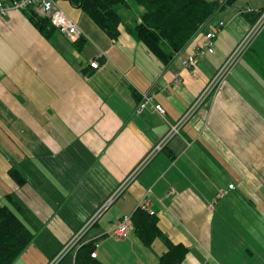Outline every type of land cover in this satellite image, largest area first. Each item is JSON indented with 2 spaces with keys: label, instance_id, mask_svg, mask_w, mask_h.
I'll return each instance as SVG.
<instances>
[{
  "label": "crops",
  "instance_id": "1",
  "mask_svg": "<svg viewBox=\"0 0 264 264\" xmlns=\"http://www.w3.org/2000/svg\"><path fill=\"white\" fill-rule=\"evenodd\" d=\"M54 1L81 30L78 45L56 29L45 38L23 10L0 14V204L34 234L12 264H48L61 252L187 111L250 24L242 10L264 7L234 0L205 27L224 22L213 52L195 54L199 31L165 64L124 24L111 38L79 6ZM147 90L163 116L135 112ZM179 133L80 239L97 243L102 264H159L175 245L178 264H264V28ZM137 208L154 211L160 235L144 242L131 220L116 237L117 219ZM75 251L60 264H76Z\"/></svg>",
  "mask_w": 264,
  "mask_h": 264
},
{
  "label": "trees",
  "instance_id": "2",
  "mask_svg": "<svg viewBox=\"0 0 264 264\" xmlns=\"http://www.w3.org/2000/svg\"><path fill=\"white\" fill-rule=\"evenodd\" d=\"M79 6L109 37L116 38L119 25L142 42L161 62L171 61L173 54L205 27L215 13L234 0H69ZM28 20L49 37L55 28L48 18L32 7L23 9ZM258 13H244L249 22ZM80 39L75 43L78 45ZM17 182L22 178L10 170ZM17 203L14 201L13 206ZM138 236L145 242L149 236L160 235L155 221L143 209L131 215ZM34 234L19 219L14 209L0 204V264H12L33 240ZM91 240L85 241L75 251L76 264H102L92 256ZM169 255L159 264H178L184 253L179 245L172 246ZM60 264V262L54 263Z\"/></svg>",
  "mask_w": 264,
  "mask_h": 264
},
{
  "label": "built area",
  "instance_id": "3",
  "mask_svg": "<svg viewBox=\"0 0 264 264\" xmlns=\"http://www.w3.org/2000/svg\"><path fill=\"white\" fill-rule=\"evenodd\" d=\"M26 7H32L35 9L40 15L48 18L51 25L65 35L70 41L76 42L81 36L82 32L78 28L77 24L68 17L65 12L56 4L54 0H0V14H6L10 10H22ZM249 12L258 13V17L250 26L251 28L246 31V33L236 42L235 46L231 51L225 56L217 70L211 77V79L206 83V85L200 90L197 94L190 107L186 111V113L175 123L170 124L166 133L163 135L162 139L157 142V144L153 147V149L145 155L142 161L131 171V173L127 176V178L121 183L119 188L111 194L107 199H105L88 217L84 225L67 241L61 252L57 255L56 259H54L52 264L57 263L60 260V257L64 255V253L69 250V248H78L79 245L84 243L80 239L81 235L90 228L94 221L99 217V215L113 202L116 194L128 183L129 179H131L145 164L146 162L153 157V155L159 151L164 142L170 139L172 136L179 134V128L183 125V123L188 119V117L196 111V109L202 105L207 99H212L219 85L221 84L226 72L228 69L237 62L245 53V51L249 48L253 40L261 31L264 26V7L258 10H253L248 8ZM223 25L222 21H219L216 27L213 29H208L203 31V42L202 45L197 49L195 54H205L213 52V42L217 37L219 28ZM255 37V38H254ZM195 55H189L184 64L189 66L195 63ZM98 65L97 61L90 62V66L96 68ZM152 108L153 111L158 113L160 116L164 115V109L160 104L152 102V92L151 91H143L141 94V99L138 105L135 108L136 113H140L145 108ZM148 203H143L142 207L146 208ZM150 214H153L154 211H149ZM131 215L123 214L117 219L114 227V235L118 238H124L127 236L130 225H131ZM94 249L92 251V256L96 255L97 243H93ZM50 262V263H51ZM49 264V263H48Z\"/></svg>",
  "mask_w": 264,
  "mask_h": 264
},
{
  "label": "rangeland",
  "instance_id": "4",
  "mask_svg": "<svg viewBox=\"0 0 264 264\" xmlns=\"http://www.w3.org/2000/svg\"><path fill=\"white\" fill-rule=\"evenodd\" d=\"M248 8L253 9V8H251V7H246V8H244V9L242 10V13H243V14H244V13H248V11H247ZM253 10H255V9H253ZM258 15H259V14H258ZM258 15L256 16V18L258 17ZM256 18H255V19H256ZM255 19H254V21H255ZM254 21L250 22V24L248 25V27H247V29L244 31V33L241 35V37L246 33V31L248 32V30L251 28L250 26L252 25V23H253ZM218 22H219V21H218ZM222 22H223V21H222ZM217 24H218V23H217ZM217 24H216V25H217ZM223 25H224V22H223ZM223 25H222V26H223ZM222 26H221V27H222ZM221 27H220V28H221ZM220 28H219V29H220ZM263 28H264V26L262 27L261 31L263 30ZM261 31L259 32V34L261 33ZM259 34H258V35H259ZM258 35H257V36H258ZM257 36H256V37H257ZM241 37H240V38H241ZM240 38H239V39H240ZM254 38H255V37H254ZM239 39H238V41H239ZM255 39H256V38H255ZM255 39H254V40H255ZM254 40H253V41H254ZM238 41H237V42H238ZM252 43H253V42H252ZM252 43H251V45H252ZM235 44H236V43H235ZM251 45H250V46H251ZM234 46H235V45H234ZM234 46H233V47H234ZM250 46H249V48H250ZM249 48H248V49H249ZM232 49H233V48H232ZM248 49H247V50H248ZM247 50H246V51H247ZM246 51H245V52H246ZM244 54H245V53H244ZM240 59H241V58H240ZM240 59H239V60H240ZM239 60H238V61H239ZM185 61H186V60H185ZM236 63H237V62H235V63H234L229 69H228V71L226 72V74H225V76H224L222 82L225 80V78L227 77L229 71L231 70V68H232ZM219 65H220V64H219ZM219 65H218V66H219ZM217 68H218V67H217ZM217 68L215 69V71L217 70ZM215 71H214V73H215ZM214 73H213V74H214ZM212 76H213V75H212ZM212 76H211V77H212ZM211 77H210V79H211ZM210 79H209V80H210ZM209 80H208V81H209ZM208 81H207V82H208ZM222 82H221V84H222ZM221 84H220V85H221ZM205 85H206V84H205ZM205 85H204V86H205ZM220 85H219V87H220ZM204 86H203V87H204ZM203 87H202V88H203ZM219 87H218V88H219ZM217 90H218V89H217ZM199 92H200V91H199ZM215 94H216V93H215ZM214 96H215V95H214ZM214 96H213V98H214ZM213 98H212V99H209V100L207 99V100H206L202 105H200L199 107L203 106V105L206 104V103H211V102L213 101ZM194 99H195V98H194ZM194 99H193V100H194ZM192 102H193V101H192ZM192 102H191V103H192ZM191 103H190V105H191ZM190 105H189V107H190ZM189 107H188V108H189ZM199 107H198L197 109H199ZM197 109H196V110H197ZM187 110H188V109H187ZM185 113H186V112H185ZM185 113H184V114H185ZM184 114H183V115H184ZM183 115H182V116H183ZM182 116H181V117H182ZM179 134H180V133H179ZM179 134H178V135H179ZM56 257H57V256H56ZM56 257H55L54 259H56ZM54 259H53V260H54ZM53 260H52V261H53ZM59 261H60V260H58L57 262H59ZM50 262H51V261H50ZM52 263H53V262H51V263H49V264H52Z\"/></svg>",
  "mask_w": 264,
  "mask_h": 264
}]
</instances>
